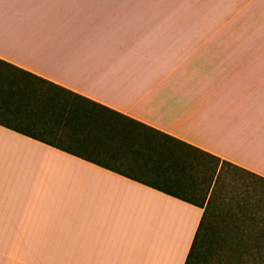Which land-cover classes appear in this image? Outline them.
<instances>
[{
    "label": "crops",
    "instance_id": "0c3cea01",
    "mask_svg": "<svg viewBox=\"0 0 264 264\" xmlns=\"http://www.w3.org/2000/svg\"><path fill=\"white\" fill-rule=\"evenodd\" d=\"M148 1L0 0V264H185L221 163L264 182V0L189 44ZM227 208L219 239L264 256Z\"/></svg>",
    "mask_w": 264,
    "mask_h": 264
},
{
    "label": "rangeland",
    "instance_id": "374dc122",
    "mask_svg": "<svg viewBox=\"0 0 264 264\" xmlns=\"http://www.w3.org/2000/svg\"><path fill=\"white\" fill-rule=\"evenodd\" d=\"M156 2L158 3V24L165 30L164 44H172V42L189 44L188 31L191 28L197 30L203 27L207 22L208 14H211L209 10L218 9L220 0L148 1L151 7L147 13L154 20ZM202 42L197 38L195 44ZM239 204H250L251 208L256 206L257 208L252 210L264 215V182L232 168H224L209 197L201 231L207 226L210 229L203 234L194 264H260L252 261L250 257L234 255L239 242L219 239L221 236H227L220 230L221 217H226L229 211L235 210V208L228 209L227 206H239ZM207 220L211 224H205ZM213 236L216 239H211Z\"/></svg>",
    "mask_w": 264,
    "mask_h": 264
},
{
    "label": "trees",
    "instance_id": "16d2710c",
    "mask_svg": "<svg viewBox=\"0 0 264 264\" xmlns=\"http://www.w3.org/2000/svg\"><path fill=\"white\" fill-rule=\"evenodd\" d=\"M224 168H232L234 170H237V171L241 172V170H239L238 168H236L234 166H231L228 163H225V162L221 163L219 171H218V173L215 176L213 187L216 184V182L218 181V178H219L221 172L224 170ZM203 220H204V214H203V219H201V221L199 222V225L197 227L195 236L193 238V241L191 243L189 252H188L186 260H185V264H194L193 261H194V259L197 258V255H198L197 253H198V250H199V247H200L199 244H201L200 241H201L202 237L204 236L203 234L206 233V231H208L210 229L207 226V227L204 228V230L202 229V231H201V225L203 223ZM199 236H201L200 239H199ZM211 239L214 240L216 238H214V236H213V237H211ZM252 261H257L260 264H264V256H260L259 258H256V257L252 258Z\"/></svg>",
    "mask_w": 264,
    "mask_h": 264
}]
</instances>
